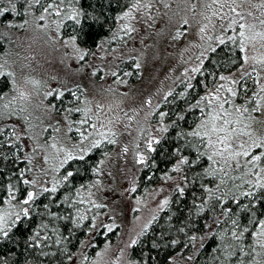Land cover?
I'll list each match as a JSON object with an SVG mask.
<instances>
[{"label":"rangeland","instance_id":"374dc122","mask_svg":"<svg viewBox=\"0 0 264 264\" xmlns=\"http://www.w3.org/2000/svg\"><path fill=\"white\" fill-rule=\"evenodd\" d=\"M25 1L30 0H0V9L2 3H9L19 4L25 11L20 19H14L9 24L11 42L0 57V70L7 69L11 79L9 91L0 96V109L4 108L5 115L0 116V128H6L0 130V135L3 140L14 142V154L23 153L27 168L33 169L27 173L29 179L35 176L38 184L50 186L53 177L61 179L68 167L65 165L66 168L55 174L48 167L47 177L37 175L35 167H46L42 150L35 149L29 163L32 143L27 138L17 141L12 132L31 124L30 134L39 136L38 142L43 144L50 143L47 138L59 126L60 131L56 135L60 142L72 148L78 140L76 129L91 131V122L89 125L70 124L69 121H79L84 116L82 112L66 113L65 109L87 106L92 113L100 115L96 113V105L103 104L100 123L111 121L115 135L107 133L109 139L97 145L100 146L99 156L93 167H98L100 171H92V177L84 185L85 192L90 191L91 196L81 193L75 202L61 200V206L57 207L61 209L65 204L66 214L59 218L58 223L46 222L44 226L52 231L54 240L64 239L63 236L60 238L62 230L59 223L76 231L72 237L74 240L82 233L72 258L66 264H135L129 256L131 239L137 240L146 230L144 224L149 226L165 207L161 201L165 197L169 201L175 185L183 186L184 183L182 167L173 169L172 164L154 181L139 183L140 171L146 167L152 151L146 147V140L150 135L160 136L163 133L158 127L161 120L163 124H168L160 113L154 118L157 105L167 100L180 85H184L182 92H185L187 84L202 72L206 55L216 45L236 40L240 48L241 23L253 25L245 30L246 51H241V62L227 69L223 75L237 81L231 86L240 93L238 103H243L245 95H250L249 92L241 94L248 84H253L252 92L257 91V79L264 83V61L254 59L264 56V39L256 34L257 30L264 31V24L260 23L264 21V4L261 0H139L142 7L132 10L131 19L118 20V30L121 23H130L134 30L130 33L127 29L121 33L118 31L120 34L115 35L114 47L89 49L81 60L74 54L76 50L72 44L66 41L71 35L60 33L62 23H57L73 12L77 0H38V10L29 5L26 10ZM149 4L150 8L147 7ZM234 6L238 9L235 12L232 11ZM3 12L0 11V15ZM182 20L187 23H181ZM233 20L236 23L229 28V22ZM245 54L247 61L243 59ZM197 64L201 71H189L187 75L191 80H186L183 70ZM216 83L230 84L231 81L219 77L213 86L201 84L200 93L206 87H215ZM53 89L61 90L62 95L57 97L53 92L45 96ZM21 93L26 95L21 96ZM222 95L227 97L229 94L222 91ZM149 96L151 103L146 104ZM6 104L11 112H18L19 115H11L5 108ZM50 105L53 107H48ZM65 115L68 119H64ZM129 116L131 120L127 119ZM44 125L51 128L45 129ZM256 127L264 131V123H258ZM42 131L45 133L43 136L40 135ZM125 146L128 149L126 152ZM137 152L144 154L142 162L136 156ZM76 160H79L78 156L71 162L72 166ZM165 173L171 179H165ZM97 177L101 180L100 184H95ZM133 183L135 188L131 186ZM234 183L240 185V179L237 178ZM89 184H92L90 189ZM243 187L241 185V189ZM74 195L75 192L72 193ZM80 199H88L91 207L80 204ZM73 203L88 217H97L95 227H92L90 218L86 219L87 225L86 220L80 224L74 222ZM0 208H6V205ZM112 224L116 226L109 227ZM46 246L49 244L46 243Z\"/></svg>","mask_w":264,"mask_h":264},{"label":"trees","instance_id":"16d2710c","mask_svg":"<svg viewBox=\"0 0 264 264\" xmlns=\"http://www.w3.org/2000/svg\"><path fill=\"white\" fill-rule=\"evenodd\" d=\"M135 1L77 0L74 7L75 19H73V12L64 17L60 26V33L78 36L77 43L81 47L97 49L96 44H100L102 48L112 47L115 42L109 37L119 35L121 31H124L120 27L118 30L116 17L130 3ZM6 5L10 4H1V9H7V12L0 15V57L4 51H7L11 42L8 33V27L11 25L7 22L20 19L25 14L23 7L19 4H16L15 11ZM28 5L34 7L35 10L40 8L38 0L25 1V6ZM44 7L46 8V6ZM80 41H84V43L81 44ZM241 59V50L236 40L234 42L226 40L216 45L206 55L202 63V72L193 77L192 84L194 87L187 90L186 95L181 97L180 93L184 85L178 86L167 100L160 103L154 118L156 119L160 112L167 114L170 109L174 112L178 106L184 107V101L191 103L192 99L200 93L201 84L215 85L221 74H224L227 69L237 66ZM10 81L9 72L0 74V96L9 91ZM252 85L248 84L247 90L244 88L241 94L249 92L251 95ZM196 111L198 110H189L187 113L188 120L181 124L182 127L191 122ZM2 115H4V108L0 109V116ZM173 118L171 115L165 116L168 122ZM4 128L2 127L0 130ZM159 137L160 139L154 142L153 149L149 153L146 167L140 171L139 183L154 181L159 174L179 159V156L171 150L176 147L175 130L169 127L168 131L163 132ZM14 147V144H8L7 140H3L0 135V192L6 191L2 186L9 182V172L13 173L11 182L15 184L19 172L27 167L26 159H18V157L23 156V153L19 151L18 154H14ZM99 149L100 146H96L82 162L76 160L73 166L71 163V167L77 170L74 172L71 183L62 182L58 185L56 194L49 192L47 195L37 197L35 203L31 205L33 208L32 215L22 217L21 221H18L11 229H6L9 235L0 237V264H66L69 262L79 244L82 233H79V238L74 240L72 237L76 231L68 225L59 223L62 230L60 238L63 236L64 239L54 240L52 231L46 229L47 226L44 224L46 222L58 223L59 218L66 214L64 208L66 205L64 204V207L60 209L57 206H61V203L56 204L55 201L60 200L65 194L72 196L73 192L77 193L78 185L87 183L88 179L92 177L91 169L96 164ZM184 154L187 155L188 153L185 152ZM5 156L7 157L6 160L4 159ZM206 164L207 160L203 158L201 167L206 166ZM181 167L183 169L185 194L181 196L178 191L173 190L167 205L159 211L148 228L138 237L136 244L131 245L129 256L134 263L237 264L239 261V264H264V246L258 245L256 243L257 238L251 234L256 230L254 227H249V230L244 232L238 242L225 232L226 229L230 228V224L226 223L225 220H230L232 216L238 215L235 207L228 201L221 205L216 202L215 197L207 201L202 200V197L207 195V192L201 190L202 184H210L214 187L216 180L212 177L201 178L199 175L193 177L188 170L191 167L190 164ZM192 171L199 173L200 170L192 168ZM146 176H148L147 179ZM20 186L26 187L22 185V181ZM46 203L49 204L47 210L44 209ZM237 203L246 204L247 200L240 198ZM2 205L3 200L0 198V206ZM257 207L264 208V205ZM197 208L202 210L197 211ZM225 208L231 209L232 215L221 219V222L217 224L215 221L221 216ZM50 212L56 213V216H50L48 214ZM243 219L247 220L248 216L245 215ZM87 223L86 220L85 225ZM244 226L246 225H242V227ZM173 240L176 243H172ZM46 243L49 246H46ZM225 245L231 246L230 249L225 248ZM91 246L94 247V245ZM241 248H243V255L240 254ZM91 250L90 248L89 251ZM229 250L233 255L225 256L224 253Z\"/></svg>","mask_w":264,"mask_h":264},{"label":"snow or ice","instance_id":"6c2138e0","mask_svg":"<svg viewBox=\"0 0 264 264\" xmlns=\"http://www.w3.org/2000/svg\"><path fill=\"white\" fill-rule=\"evenodd\" d=\"M261 4H264V0H261ZM9 7L12 11L16 10L15 4H10ZM63 7V5H62ZM140 5L139 0H136L134 3H130L126 9L121 11L116 19L125 20L131 19L132 10ZM151 7V5H147ZM26 10L27 6H25ZM237 7H233L232 11H237ZM0 11L7 12V9H0ZM47 11V9H45ZM76 12L73 10V19H75ZM98 19V18H97ZM242 19V18H241ZM11 24V20L7 22ZM57 23H62L58 21ZM79 23V21H77ZM181 23L186 24V20H182ZM236 23L235 20L230 21L228 27L231 28L232 24ZM261 24H264V21H260ZM43 27V25L41 26ZM120 28L127 29L130 33L134 29L130 23H121ZM253 27V25H248L241 23L239 24L240 32L239 37L241 39L240 50L246 51L245 40V30ZM59 31V28H57ZM203 31V27L201 28ZM261 39H264V31L257 30L256 33ZM79 39L78 36H71L66 38L68 43H71L73 48L76 50L75 55L78 59L83 60L84 55L89 52L88 47H80V44L77 43ZM109 39H115V36L109 37ZM219 39V37H217ZM255 39V37H253ZM84 43V41H80ZM96 48H100V44H96ZM103 55V53H101ZM243 59L248 60V56L245 54ZM260 61H264V56L254 57ZM138 67V65H137ZM93 73L96 72V69H92ZM186 74V80H191V77L187 75L189 71L193 73L200 72L201 69L199 65L196 66L189 65L188 68L183 70ZM251 71H255L252 69ZM3 72H8L7 69L0 70V74ZM245 75H247L245 73ZM259 75V74H257ZM221 80L231 81L230 84H217L213 88L206 87L202 93H198L196 97L192 99V102L189 103L184 101V107L177 108L176 111L172 112L171 109L166 114L165 112H160V117L164 118L166 115H171L174 117L169 120L168 124H163L162 120L158 124V127L162 132H167L169 127H172L175 130L176 136V147L171 150L175 152L179 159L172 164L173 169L179 170L183 165H191L188 169L193 177L199 175L203 177H212L216 180L214 187L210 184H202L201 190L207 192L206 196L202 197V200L207 201L212 197L216 198V202L223 205L225 201L231 203L238 215L232 216V219L225 220L226 223L230 224V228L226 229L225 232L232 237L233 240L239 241L244 232L249 230V227H254L256 230L251 234L253 237L257 238L256 243L258 245L264 246V208H258L257 206L264 205V131H261L256 127L258 123H264V83H260L257 79V91L251 93V95H245L243 98V103H238L237 100L240 99V93L238 90H235L231 85L237 83L236 80L232 79L230 76L225 77L223 74L220 76ZM123 83V81H121ZM15 84V80L12 81ZM205 83V82H201ZM194 87L192 83L187 84L185 92H181V97L186 95L187 90H190ZM247 90V86H245ZM66 91V90H64ZM171 91V89L169 90ZM222 91H226L229 95L225 97L222 95ZM53 92L57 97L62 95L61 90L53 89L50 92H46L45 96L52 95ZM26 95L21 93V96ZM76 96V93H73ZM167 95V93H165ZM83 99V97H81ZM151 96L146 100V104L151 103ZM249 102H254L250 105ZM85 104L87 101L85 100ZM53 107V106H48ZM159 107V105H157ZM5 108L9 109L10 114L13 116H18V112H11L10 106L5 105ZM104 108L103 104L96 105V115L92 113L90 107L82 108H66L65 112H82L84 118L79 121H69L70 124H79V125H89L91 122V131L84 132L80 129H76L78 133V140L75 142L72 148L66 147L62 142H60L56 133L60 131L59 126L53 132V135L48 137L50 143H39V136H33L30 134L29 129L33 126L31 124H26L23 129H17L13 131L12 135L16 136L17 141H21L22 138H27L29 142L32 143V149L29 151L28 159L31 163V157L35 152V149L39 148L42 150L43 161L46 167H35L37 175L48 176V167H51L53 173H60L62 169L65 168V165H68V169L62 175L61 179H55L50 186H47L44 183H37V179L33 176L29 179L27 173L33 169L25 168L19 172V175L16 178V183L11 182V177L13 176L12 172L8 173L9 182L2 187L6 191L0 192V198L3 200V204L6 205V208H0V237H7L9 232L6 229H11L18 221H21L22 217H28L32 215L33 205L37 197L42 195H47L49 192L56 194L57 187L62 182L71 183L74 172L77 171L71 167V162L75 157H79V161L82 162L88 153H91L95 146L100 145L102 140L109 139L107 133H112L115 135L114 129L111 127V121H108L107 124L100 123V120L103 119V113L101 109ZM189 110H198L195 112L193 119L190 123H187L186 126H181L183 122L188 120L187 113ZM257 114V115H253ZM150 115V113H149ZM64 119H68V116L65 115ZM128 120H131L132 117H127ZM27 120V117H25ZM55 123V122H54ZM45 129H50V125H44ZM71 130V129H69ZM45 133L42 131L40 133L43 136ZM98 137V138H97ZM159 136L150 135L146 140V147L148 149H153L154 141L159 140ZM182 141V143H181ZM8 144H13L12 140L7 141ZM25 148L28 147L27 144L24 145ZM127 146H125L124 151L126 152ZM50 152L53 153L50 155ZM188 154L185 155L184 153ZM136 156L139 161H143L145 156L142 152H137ZM203 158H206L207 164L204 167H201ZM6 160L7 157L5 156ZM18 159H25V157H18ZM103 161H101L102 163ZM192 168H198L199 173L192 171ZM91 171L98 173L100 169L98 167H93ZM165 179H171L167 173L164 174ZM246 177V179H245ZM239 178L240 185L234 183V181ZM22 185L26 187H21ZM186 182V178H185ZM101 180L99 177L95 180V184H100ZM243 185V189H241ZM135 188V184L131 185ZM92 184L88 185L90 189ZM78 191L76 195L69 196L65 194L60 200H56V204H60L61 200L67 202L69 200L75 202L81 193L91 196V192H85L84 185L77 186ZM223 189V191L221 190ZM175 190L180 193L181 196L185 194V188L181 185H175ZM259 190V191H258ZM240 198L247 200V203H237ZM250 198V199H249ZM16 201V203H12ZM168 198L165 197L161 201L162 206H166ZM79 203L82 205H89L91 207L90 201L88 199H80ZM49 204L44 205V209L47 210ZM75 216L72 217L76 224H80L86 219H91L92 227H95L97 222L96 216L88 217L87 213L84 212L81 208L76 207L75 203L71 205ZM106 207V205H105ZM15 209V211H12ZM202 209L197 208V211ZM50 216H56V213H48ZM232 215V210L229 208L223 209V213L220 217L216 219V223L219 224L221 219H224L227 216ZM247 215L248 219L244 220L243 217ZM150 223V222H149ZM242 225H246L242 227ZM116 225L112 224L109 227L114 228ZM39 227V226H38ZM144 229L148 228V224H144ZM91 231V228L89 229ZM142 234V233H141ZM59 242V241H58ZM137 240L135 238L131 239L132 244H136ZM39 243V241H37ZM83 243V241H81ZM172 243H176L175 240ZM225 248L230 249L231 246L225 245ZM123 251V250H121ZM240 254L243 255V248H241ZM100 253H97L99 256ZM225 256H231L233 253L231 250L224 253ZM239 264V261H237Z\"/></svg>","mask_w":264,"mask_h":264}]
</instances>
